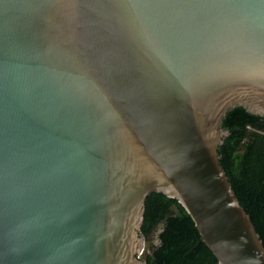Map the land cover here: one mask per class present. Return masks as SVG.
Listing matches in <instances>:
<instances>
[{"label":"water","instance_id":"water-1","mask_svg":"<svg viewBox=\"0 0 264 264\" xmlns=\"http://www.w3.org/2000/svg\"><path fill=\"white\" fill-rule=\"evenodd\" d=\"M236 106L264 116V0H0V264H144L152 191L264 264L217 153Z\"/></svg>","mask_w":264,"mask_h":264},{"label":"trees","instance_id":"trees-1","mask_svg":"<svg viewBox=\"0 0 264 264\" xmlns=\"http://www.w3.org/2000/svg\"><path fill=\"white\" fill-rule=\"evenodd\" d=\"M221 127L228 134L217 147L220 164L264 245V116L236 106L223 116ZM157 225L162 226L159 244L145 253L144 264H219L182 204L152 191L145 200L144 237Z\"/></svg>","mask_w":264,"mask_h":264},{"label":"rangeland","instance_id":"rangeland-1","mask_svg":"<svg viewBox=\"0 0 264 264\" xmlns=\"http://www.w3.org/2000/svg\"><path fill=\"white\" fill-rule=\"evenodd\" d=\"M161 228H162L161 225H157L153 229V231L150 233V235L147 238L145 237L143 250L138 255L139 258H143L145 253L151 252L152 248H154L155 246H157L159 244L158 234H159Z\"/></svg>","mask_w":264,"mask_h":264},{"label":"flooded vegetation","instance_id":"flooded-vegetation-1","mask_svg":"<svg viewBox=\"0 0 264 264\" xmlns=\"http://www.w3.org/2000/svg\"><path fill=\"white\" fill-rule=\"evenodd\" d=\"M159 235V234H158Z\"/></svg>","mask_w":264,"mask_h":264}]
</instances>
